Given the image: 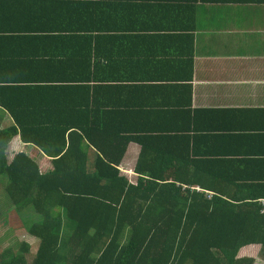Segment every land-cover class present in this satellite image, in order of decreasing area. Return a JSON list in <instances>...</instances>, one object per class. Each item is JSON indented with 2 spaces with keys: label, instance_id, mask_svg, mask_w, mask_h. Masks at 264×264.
<instances>
[{
  "label": "trees",
  "instance_id": "trees-1",
  "mask_svg": "<svg viewBox=\"0 0 264 264\" xmlns=\"http://www.w3.org/2000/svg\"><path fill=\"white\" fill-rule=\"evenodd\" d=\"M98 10L85 25L56 30L70 32L65 52L55 55L71 65L56 71L65 76L0 84V109L13 122L0 130V179L18 214L13 226L40 241L33 255L25 242L17 253L5 249L0 264H253L238 254L259 245L264 256L260 202L207 198L190 182L152 180L162 175L159 162L143 166L151 152L143 141L137 181L120 170L131 144V105L110 101L131 81V24L107 21L109 9ZM47 56L38 58L53 60ZM16 137L49 156L52 168L42 171L27 152L11 153ZM29 205L38 220L22 211ZM10 211L0 213V223Z\"/></svg>",
  "mask_w": 264,
  "mask_h": 264
},
{
  "label": "crops",
  "instance_id": "crops-1",
  "mask_svg": "<svg viewBox=\"0 0 264 264\" xmlns=\"http://www.w3.org/2000/svg\"><path fill=\"white\" fill-rule=\"evenodd\" d=\"M94 7L131 24V81L110 101L131 105V144L119 165L128 180L138 179L143 141L151 151L143 166L159 162L154 181L190 182L207 198L264 200V0H0V84L65 76L56 71L71 65L55 55L70 32L56 30L85 25ZM12 124L0 109V130ZM10 152L52 168L18 137Z\"/></svg>",
  "mask_w": 264,
  "mask_h": 264
},
{
  "label": "rangeland",
  "instance_id": "rangeland-1",
  "mask_svg": "<svg viewBox=\"0 0 264 264\" xmlns=\"http://www.w3.org/2000/svg\"><path fill=\"white\" fill-rule=\"evenodd\" d=\"M44 165V163H43ZM45 167V166H44ZM42 171H48L51 169V167H45L41 168ZM7 183L6 178L0 179V213L1 217H4L7 212L10 210V215L7 220V224L0 223V254L3 252L5 249H11L14 252L19 251V243L25 242L29 244L30 247V255H33L35 253L36 248L38 247V244H40V241H38L36 238H33L26 234L23 230L17 229L15 226H13V221L12 218H18V214H15L13 210V205L7 195V192L5 190V185ZM28 210L30 211V217L32 220H38L39 215L34 211L33 207L31 205L25 207L22 211ZM17 213V211L15 210ZM66 221V218H65ZM12 231L14 234H12ZM126 238V237H125ZM124 238V239H125ZM15 241V242H14ZM238 256L240 257H253L254 258V263L253 264H264V256L263 253H259V247L257 245H249L247 247H244L241 249L239 252ZM31 257H27V260L29 261Z\"/></svg>",
  "mask_w": 264,
  "mask_h": 264
},
{
  "label": "built area",
  "instance_id": "built-area-1",
  "mask_svg": "<svg viewBox=\"0 0 264 264\" xmlns=\"http://www.w3.org/2000/svg\"><path fill=\"white\" fill-rule=\"evenodd\" d=\"M210 196V194H208ZM260 204H262V208H260V212L264 213V200L260 201Z\"/></svg>",
  "mask_w": 264,
  "mask_h": 264
}]
</instances>
